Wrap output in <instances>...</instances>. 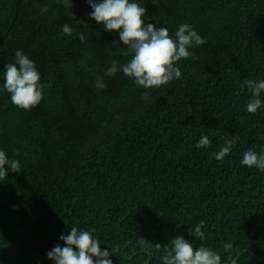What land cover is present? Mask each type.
I'll use <instances>...</instances> for the list:
<instances>
[{
    "label": "trees",
    "instance_id": "obj_1",
    "mask_svg": "<svg viewBox=\"0 0 264 264\" xmlns=\"http://www.w3.org/2000/svg\"><path fill=\"white\" fill-rule=\"evenodd\" d=\"M137 3L146 23L170 35L188 23L207 41L176 63L179 80L145 90L118 72L97 89L112 60L131 59L119 30L89 19L85 0H0V69L20 49L51 82L30 110L0 93V149L21 164L0 177V264H53L46 253L74 226L108 246L113 264H161L176 236L222 261L227 249L238 264H264V173L239 163L264 150V108L247 113L241 91L264 79V0ZM201 133L211 147H194ZM226 136L237 143L217 162ZM201 222L204 241L189 234Z\"/></svg>",
    "mask_w": 264,
    "mask_h": 264
},
{
    "label": "clouds",
    "instance_id": "obj_2",
    "mask_svg": "<svg viewBox=\"0 0 264 264\" xmlns=\"http://www.w3.org/2000/svg\"><path fill=\"white\" fill-rule=\"evenodd\" d=\"M92 11L89 19L102 26L105 31L118 32V39L126 47V54L131 57L126 63L120 64L116 60L106 67L104 75L97 77L95 87L104 89V77H114L118 72L133 80L134 84L145 90L158 88L181 78V70L176 63L181 59L187 60L193 56L191 49L207 43L190 24H180L170 35L167 27L146 23V9L137 0H85ZM48 12V7L41 9L40 14ZM61 31L71 36L73 29L70 25L61 26ZM78 39L85 40V34L80 32ZM15 61L7 63L0 69V93L7 92L11 103L21 109L30 110L43 99L44 89L51 87V82L41 83V76L34 60L30 59L22 50H16ZM246 88L249 99L245 104V111L256 114L264 108V79L245 80L241 91ZM143 99H150L147 91ZM238 137L226 136L223 146L214 153L217 162L228 156L236 145ZM212 140L201 133L195 142L196 149L211 147ZM241 166L255 167L264 173V150L248 149L243 152L239 160ZM7 166V167H5ZM21 164L18 159L10 158L4 149H0V177L5 178L9 173L20 172ZM203 222L189 228V234L199 241L206 240ZM63 247L56 244L46 253L53 264H113L110 256L113 251L107 246L101 249L100 240L92 231L78 227H71L67 235H60ZM161 246L155 245V251ZM152 249L145 250V256L151 259ZM164 255L160 257L161 264H238V251L227 250L229 255L222 261L221 254L210 247L201 244L195 247L183 236H176L166 246Z\"/></svg>",
    "mask_w": 264,
    "mask_h": 264
}]
</instances>
